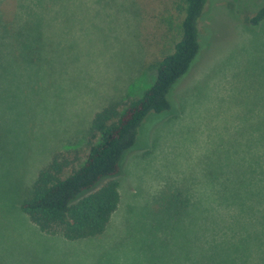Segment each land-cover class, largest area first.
Masks as SVG:
<instances>
[{"label":"rangeland","instance_id":"obj_1","mask_svg":"<svg viewBox=\"0 0 264 264\" xmlns=\"http://www.w3.org/2000/svg\"><path fill=\"white\" fill-rule=\"evenodd\" d=\"M262 0H208L200 49L120 162L105 230L41 232L22 192L95 111L139 96L181 35L183 0H0V264H264ZM192 206L160 225L157 194Z\"/></svg>","mask_w":264,"mask_h":264},{"label":"trees","instance_id":"obj_2","mask_svg":"<svg viewBox=\"0 0 264 264\" xmlns=\"http://www.w3.org/2000/svg\"><path fill=\"white\" fill-rule=\"evenodd\" d=\"M183 1L180 38L158 61L150 86L137 97L95 111L85 140L55 152L22 192L19 208L41 232L77 240L105 230L120 202L115 176L123 155L134 146L148 114L172 109L170 91L200 49L198 23L208 0ZM263 20L264 0L247 22L256 26ZM154 202L158 203V222L165 226L169 217L185 214L193 203L183 186L163 187Z\"/></svg>","mask_w":264,"mask_h":264}]
</instances>
